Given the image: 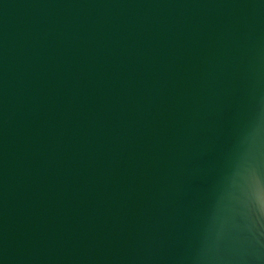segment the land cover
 <instances>
[{"label": "water", "instance_id": "water-1", "mask_svg": "<svg viewBox=\"0 0 264 264\" xmlns=\"http://www.w3.org/2000/svg\"><path fill=\"white\" fill-rule=\"evenodd\" d=\"M0 264H264V0H0Z\"/></svg>", "mask_w": 264, "mask_h": 264}]
</instances>
